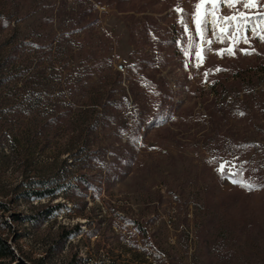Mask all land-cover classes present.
I'll return each instance as SVG.
<instances>
[{
    "label": "rangeland",
    "instance_id": "1",
    "mask_svg": "<svg viewBox=\"0 0 264 264\" xmlns=\"http://www.w3.org/2000/svg\"><path fill=\"white\" fill-rule=\"evenodd\" d=\"M89 2L94 7L90 16L98 19L94 28L79 36L72 33L48 52L46 43L70 30L76 3ZM196 4L0 0V234L16 264H264L262 195L257 188L241 186L250 185L247 181L220 176L217 168L230 160L204 143L211 135L249 137L253 145L240 157L261 160L264 169V115L256 114L255 125L245 116L219 120L213 116V94H191L186 88L210 79L204 67L208 59L237 68L261 65L264 42L252 37L250 44L237 45L235 55L220 56L216 50L228 42L217 41L196 67L197 46L209 47L192 23ZM221 12L231 14L227 7ZM181 18L187 21L188 34ZM207 20L205 36L210 39L212 16ZM86 21L88 17L71 27ZM260 21L254 17L249 24ZM258 31L264 35V23ZM85 32L87 40L98 44L100 56L89 58L92 50L73 48ZM104 33L111 49L103 56ZM157 38L162 44L151 52ZM242 48L255 51L245 55ZM146 57L152 64L143 69ZM82 68L89 70L81 81L83 89L92 88L91 95L101 96L97 101L108 98L105 110L89 105L90 94L81 95L82 89L75 96L60 90ZM142 72L168 80L172 114L166 109L159 125L131 133L136 108L125 98L129 89L146 104V121L154 113ZM253 79H244L228 97L243 98L251 85L262 91L256 103L264 101V72ZM66 106L91 111L75 125L67 117H56ZM66 231L71 232L65 237Z\"/></svg>",
    "mask_w": 264,
    "mask_h": 264
},
{
    "label": "trees",
    "instance_id": "2",
    "mask_svg": "<svg viewBox=\"0 0 264 264\" xmlns=\"http://www.w3.org/2000/svg\"><path fill=\"white\" fill-rule=\"evenodd\" d=\"M93 8L94 7L92 3L90 2L87 5L76 3V6L73 7L72 9V13L76 15V19L73 21L72 24L71 22L69 23L68 26L70 27V30L62 31L57 38L51 39L49 42H47L45 45L46 50L48 52H51V49L52 51L58 49L59 47H61L62 41H64L63 39L67 38L68 36H71L72 33L78 34L77 36H79L86 29L90 30L94 28V26L98 22L97 21L98 19L95 15L90 16L91 13H93ZM86 17L89 18V21H86L82 27L81 26L71 27L72 25H76L80 23V21L85 19ZM146 19H148V17H146L145 20ZM46 22H49V20L46 19ZM149 29L152 32V36H158L154 29L151 28ZM103 35L105 37V42L103 41L104 47H102L101 49V55L103 54L104 56L108 54V52L111 49V46L109 45L110 44L109 36L106 33H104ZM88 37H89V33L85 32V35H83V37L78 38L79 42L78 43L76 42L77 44L72 43L73 48H76L75 50L78 51L79 50L81 51L83 48L92 50L87 53L89 58H95L97 56H100L98 55L99 52L97 50L98 44L93 43L90 40H87ZM160 44H162V42L157 38L156 43L155 42L152 43L151 47H149L151 48L150 51L156 53V49H157L156 47L159 46ZM37 46L39 47L40 45ZM15 48L18 50L19 47H15ZM208 60L204 63V67L208 68L209 70L208 73H210V79H205V78L201 79L200 81H198V84L193 83L194 85H190L189 87L186 85V88L189 89L188 92H190L191 94H194L195 92H199L200 95L204 94V92L213 94L214 95L213 98H215L214 102H216V107L214 109L216 111L214 115L211 113L209 114L213 115L214 117L216 115L219 116V120L227 121L230 118V116H237L240 118H244L245 116L247 122H252L251 125H255L253 119L255 118L256 114L257 116L258 114L264 115V101H260L257 103L255 101V99L258 98V95H260L262 91L261 90L256 91V89L250 85L247 90L243 91L244 93L243 98H239L237 94H234L231 100V97H228L227 94H230L229 93L230 91H234V88L235 89L238 88V86H240V84L243 83L244 79L246 78H248V81L252 83L254 81L253 78H255L257 74L264 72V63H262L261 65H252V66L249 65L244 68L243 67L237 68V67H233L232 64L227 63V61H224L222 62V64H219V62L216 61L209 62ZM142 63L143 64L141 66H143L142 67L143 69L145 66L149 65V63L152 64L150 57L149 58L146 57V59H144ZM216 65L219 66L218 69H220V71L215 72L212 70ZM62 68L63 67H60V69ZM48 69L50 71L54 70L53 66H49ZM88 71H89L88 68H84V69L82 68V71L74 73L70 81H67L65 85H60L61 86L60 90L67 89L68 93L64 92L66 93V95L71 94L72 96H75L77 95V93H79L77 89H82L81 95L84 96L87 93L90 94L89 98L91 103H89V105L102 106L103 109L105 110L106 106L109 105L108 98L102 99L103 102L102 100L97 101V99L101 98L100 95L94 97L93 95H91L93 91L92 92L90 91V89L92 88L86 87L83 89L82 87L81 81L84 72L89 73ZM41 73H42V77H44L43 75L44 72ZM118 73L119 71H116V74ZM36 74L39 75V72H36ZM142 75H143L142 78L144 80V86L148 90L147 94L149 96V101L152 102V105L154 106V113L153 116L146 121L147 119L145 118L146 113H144L145 109L147 108L146 104L145 103L141 104V102H138L135 99L136 97L133 93V89L132 88L129 89L128 93L126 94L127 96L125 95V98L130 100L134 104V107L136 108L134 112L136 117L132 124L133 127L131 133H137L139 129H141L142 127L143 128L145 127L144 128L145 130L150 125L152 126L159 125L158 124L160 123L159 119L161 117H164V114L166 113V109H169L168 111L169 116H171L172 114V111H170L172 109V105H169L168 102L171 101L173 95L171 89L168 88V84H169L168 80L163 79L162 76L156 77L154 74L145 73V72H142ZM6 80L7 79H5V81ZM109 92L111 91L109 90ZM64 93H62L61 95H63ZM143 102H145V100ZM112 104L113 103H111L110 105ZM87 108H82L80 106L77 107L66 106L56 113V117L58 118L67 117L70 120V123L73 122V124L75 123V125H79V123L82 122L83 119L85 118L83 117V115L88 111H91V109H87ZM241 113H243V115H241ZM109 120L110 117H108V121ZM68 122L67 125L69 124ZM122 123L124 129H126L127 128L126 120H124V122ZM259 131L261 132V130ZM122 133H124V131H122L121 134ZM204 143L207 144L208 146L207 148L217 147L218 150L215 152V154L222 155L226 159L230 160V162H232V165H229L230 167L226 168L227 169L226 173L223 175L220 174V176H229L231 178H236L238 180L242 179L244 181H247L250 185H252V188L254 187L259 189L262 198L264 200V171H263L264 169L261 160L258 162L253 161L252 159H247L243 161L240 157L241 156L240 152L245 150L247 147L253 145L249 137H244L243 139H235V138H226L224 135L221 136L211 135L208 138H206ZM52 191L53 189H51L49 193ZM51 210H49L48 212H50ZM71 231H66L65 237ZM158 256L159 255L156 253V257ZM0 264H16L13 250L7 244V242L1 236V234H0Z\"/></svg>",
    "mask_w": 264,
    "mask_h": 264
},
{
    "label": "snow or ice",
    "instance_id": "3",
    "mask_svg": "<svg viewBox=\"0 0 264 264\" xmlns=\"http://www.w3.org/2000/svg\"><path fill=\"white\" fill-rule=\"evenodd\" d=\"M208 5L212 7L209 8L207 7ZM222 7H227L231 14L223 15L221 12ZM253 9L257 11H253ZM177 11L182 12L183 9L177 6ZM209 15L212 16L210 22L212 26V38L210 39L205 36L206 26L209 24L207 20ZM254 17H260L261 21L259 23L254 22L250 25L249 21H253ZM180 23L185 26V33L188 34L187 21L181 18ZM192 23L196 29V36L209 45L207 49L199 45L197 46L198 50L195 53L197 64L195 66L200 67L203 63L204 52L211 51V44L217 41L221 44L228 42V47L216 50V54L220 56L235 55L237 45L240 43L250 44L252 37H256L261 42H264V35H261V32L258 31L260 23H264V0H197L192 14ZM246 32H251V36L245 35ZM240 51L245 55H250L255 49L249 51L247 48H242ZM185 54H188L187 51ZM216 70L220 71V69ZM207 75L208 74L205 73V76ZM241 115H243V113H241ZM229 163L230 162L227 161L224 162L217 168V171L222 175L225 174L227 171L225 165ZM233 183L238 182L233 181ZM241 186H245L249 189L252 187V185Z\"/></svg>",
    "mask_w": 264,
    "mask_h": 264
}]
</instances>
